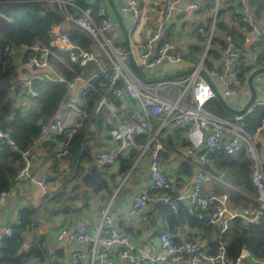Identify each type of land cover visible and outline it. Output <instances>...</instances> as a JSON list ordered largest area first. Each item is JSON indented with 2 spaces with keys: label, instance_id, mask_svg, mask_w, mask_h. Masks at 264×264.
<instances>
[{
  "label": "built area",
  "instance_id": "obj_1",
  "mask_svg": "<svg viewBox=\"0 0 264 264\" xmlns=\"http://www.w3.org/2000/svg\"><path fill=\"white\" fill-rule=\"evenodd\" d=\"M58 5L57 11L62 20L49 30L50 42L45 44L40 40L30 47L21 50L26 54L20 68L33 71L17 77L12 84V89H20L31 101H35L45 93V86L51 83H65L67 90H75L76 96H67L63 106L73 114V121L65 125L62 120H53L41 125V138L53 139L54 134H60L63 142L55 153L57 159L66 157L69 153V140L78 127L83 125L88 118L82 104L85 95L90 90L96 89V80L102 78L103 86L99 98L92 108L93 115H99L107 110V124L109 134L118 148L113 150H99L95 154L97 163L113 164L117 161L122 151L128 144L133 143L136 137H145L143 150L148 149L151 158L148 163V183L143 186L133 197L130 213L136 216L142 209L151 204L158 193L163 195V200L168 201L172 193L176 192V181L170 178L161 167L159 151L163 143L158 138V133L166 124L171 123L176 131H183L188 141L185 155L194 163L196 179L191 189L179 195L175 200L167 202L174 209H178V200L188 202L189 208L203 224L204 228L219 225L221 233L228 229L230 221L238 219L244 226L257 224L264 215V141L247 132L244 127L246 115L256 106H264V99L255 97L247 110L240 115H235L233 120L217 116L204 107V103L215 96L212 84L205 80L200 71L203 70L202 62L192 67V71L184 78L176 81L180 87L175 97L161 94L159 89L163 82L155 84L143 83L138 77L131 74V51L115 45L114 40L119 36V23L110 15H103L96 19L93 15V6L78 5L76 0H50ZM92 2V0H81ZM94 1V0H93ZM246 0H239L242 5ZM129 8L133 11L131 28H135L141 18L140 5L137 0H127ZM239 3L234 8V13L241 14V19L246 23L240 27L243 32H248L246 11ZM98 5L101 13L104 6L100 0ZM187 8L198 9L199 4L192 3ZM127 10V8L125 7ZM172 3L164 5L158 25L145 41H137L136 46L141 49L138 66L143 70H150L163 62L171 64L184 63V55L175 48L172 41L164 36L165 24L171 17ZM99 12V11H98ZM1 14V13H0ZM2 15V14H1ZM4 16V15H2ZM216 17L214 9L213 19ZM214 26V22H213ZM76 30L88 38L91 48L85 49L71 40V31ZM213 30V29H212ZM109 33V35H108ZM212 34V32H211ZM211 36V35H210ZM258 38L253 45H259L264 37V29L257 33ZM227 49L221 60L220 72H208L217 76L223 86V98L233 109L240 110V79L236 64L241 58L242 51L237 48L226 36ZM249 42L245 39L244 44ZM210 38L206 46L208 50ZM89 64L96 66V71L90 75L76 72L77 67H86ZM66 67L74 72V76L67 80L61 68ZM204 71V70H203ZM205 72V71H204ZM207 74V73H206ZM118 81H122L121 86ZM42 85V89L37 86ZM134 101L129 104L126 101ZM158 119V130L153 127V120ZM264 121V120H263ZM0 140L13 144L8 131L0 129ZM260 145V147L258 146ZM234 154L243 151L252 165L250 181L256 190L252 195L243 187L228 183L222 175L212 174L207 165L213 160L216 152ZM23 166L15 176V182L29 176L31 165L30 152L22 153ZM211 177L216 184L225 188L221 194H204L203 187L207 177ZM40 189L39 197L44 199L51 196V191L46 178L35 181ZM243 195L250 204L248 206L235 205L231 195ZM7 191H0V205L4 201ZM108 207L100 211L97 225L94 228L82 227L70 231L64 227L57 232L58 240H66L73 244L88 243L90 253L74 252L73 262L82 258L98 259L100 264H110L112 245H122L123 250L119 256L131 264H162L163 262H179L187 260V264H264V258H257L248 250L243 249L233 261H228L221 244L219 252L215 255L207 254L200 246L199 237L188 232L184 235L181 244L175 242V234L170 229H163L155 241L146 244H136L118 228L112 225V217ZM12 233L10 227L5 229L4 236ZM2 236V235H1Z\"/></svg>",
  "mask_w": 264,
  "mask_h": 264
},
{
  "label": "crops",
  "instance_id": "obj_2",
  "mask_svg": "<svg viewBox=\"0 0 264 264\" xmlns=\"http://www.w3.org/2000/svg\"><path fill=\"white\" fill-rule=\"evenodd\" d=\"M123 1L113 0L122 21L126 17ZM137 1L140 5L141 18L135 28L130 27L128 29L127 36L123 32L109 0H100L104 6V11L102 13L100 9L98 11L101 15H110L118 21L119 36L114 40V43L131 51V64L129 65L131 74L146 84L163 82L159 92L162 95L167 93L171 97H175L180 89L176 81L184 79L190 73L188 70L200 61L209 38H211L213 25L204 41L199 38L204 35L202 29L206 26L211 14L204 8L205 0ZM167 2L172 3L173 11L164 26L163 34L173 42L176 49L183 53L185 61L182 64L163 62L154 66L147 73L138 66L141 49L136 46V43L137 41H145L149 37L158 25L164 5ZM192 3L199 4V8H187V5ZM217 3L218 1H216ZM243 7L248 22V32L243 33L249 42L242 45L246 50L247 46L253 45L258 38L257 33L264 29V6L256 4L250 6L249 0H246L241 8ZM226 21L229 25H233L230 16L226 17ZM193 46H203L202 54L195 56L192 50ZM198 57L199 61L196 63H193L192 59L190 60V58ZM220 63L221 60L214 61V65L217 67H220ZM259 67H264V65L258 63L254 69ZM22 72L23 75L33 73L29 69L20 68L19 75ZM206 75L215 91L223 98V86L219 83L217 76L209 73ZM247 77L239 88L241 109L250 98ZM253 83L256 98L264 99V72L257 74ZM15 90V102L23 106L22 110L26 118L31 117L38 110L44 95L35 101H31L22 90L18 88ZM67 96H76L79 100L74 89L68 91ZM126 102L133 104L134 108L137 106L134 105V101L127 100ZM79 103L82 104L81 101ZM230 114L220 117L233 120L235 114ZM107 116V110L104 109L100 116H97L96 122L88 120L82 141L85 149L83 155L80 152L76 157L69 154L62 159H57L55 153L60 149L63 142V137L60 134H54L53 139L42 137L35 142L34 147L29 151L31 157L29 176L15 182L12 188L7 191V195L0 205V255L5 229L8 227L12 229L13 226L19 224L22 213L29 211L31 212L29 222L20 232L22 242L18 254H25L22 264H100L98 259L92 261L90 258H82L73 262L72 254L74 252L90 253V245L58 240L56 235L62 227L70 231L82 227L94 228L97 225L100 211L105 207L109 209L112 225L136 244L155 241L160 232L167 228L174 232L177 244L183 242L185 234L193 232L199 237L200 246L207 254H217L214 252L216 251V236L208 228H204L201 221L185 219L176 225L174 223V227H170L167 211L172 209L177 214L178 209L174 210L167 202L161 204L157 214L154 203L163 199V195L160 193L157 194L156 199L151 204L142 209L136 216L131 215L130 208L134 195L149 181L148 162L151 153L148 149L143 150L142 148L146 138L144 140V137H136L133 143L128 144L120 151L119 159L115 163L100 166L95 160L96 152L99 150L115 151L118 148L117 143H114L110 137ZM55 118L62 120L65 125L70 124L74 119L73 114L63 104H61ZM152 123L154 129L158 130L160 121L154 119ZM252 135L259 142L264 141V121ZM158 138L162 141V150L165 152L160 155L161 167L170 178L176 181V191L182 195L191 189L193 183L190 184V181L197 171L194 163L192 164L193 168L187 165L191 160L185 155L184 149L188 145L185 133L174 130L172 124L169 123L159 131ZM258 146L260 147V145ZM127 159L132 160L131 165L129 168L123 169L122 166ZM210 173L215 174L212 171ZM42 178H46L51 191V196L44 199H40V189L35 183L36 180ZM103 183L105 185H101ZM215 184L216 182L210 176L207 177L203 187L204 194H211ZM188 185L189 188L186 191ZM182 201L189 208L188 202ZM190 211L192 210L190 209ZM123 249L122 245L111 246L110 264H131L119 256ZM31 250L32 254H29ZM187 263V260H181L175 263L166 261L162 264Z\"/></svg>",
  "mask_w": 264,
  "mask_h": 264
},
{
  "label": "trees",
  "instance_id": "obj_3",
  "mask_svg": "<svg viewBox=\"0 0 264 264\" xmlns=\"http://www.w3.org/2000/svg\"><path fill=\"white\" fill-rule=\"evenodd\" d=\"M216 1H218L217 4ZM76 2L78 5L84 6L81 0H76ZM238 3L239 0H205L204 8L211 15L206 26L202 29L204 35L199 38L201 41L205 40L214 22L210 45L202 63L203 70L208 74L210 71L218 73L221 71L219 66L214 65V61L223 59L227 49L226 36L230 37L234 45L242 50L241 58L236 64L240 84H242L249 72L258 63L264 65V37L261 38L259 45H250L244 50L242 45L245 36L240 27L246 25V23L241 19V14L234 13V8ZM254 4L264 6V0H249L250 6ZM239 5H242V3H239ZM57 8V3L50 0H0V13L4 15L0 14V125L3 124L2 130L8 131L13 141L11 145L5 140H0V191H9L12 188L15 183V176L24 164L22 153L29 152L34 147L35 142L41 138V125L56 117L68 93L65 83L47 84L38 110L29 118L24 116L23 106L17 104L15 99L10 96L12 92L16 94V90L12 89V84L19 76L20 64L26 57V54L22 53L21 50L24 47H30L35 40L49 44L50 28L62 20ZM215 8L216 17L214 20ZM93 9L95 10L94 17L96 19L102 18L103 15L98 12L97 6H93ZM228 16L231 17L233 25H229L226 21ZM71 40L82 48H91L90 40L76 30L71 31ZM192 50L195 56H199L203 52V46H193ZM193 58H190L193 63L199 61V57ZM59 67L67 80L74 76L75 73L69 71L66 67L60 65ZM74 68L76 72L83 75H90L97 69L93 64L86 67L74 65ZM102 84L103 79H97L96 89L90 90L84 97L82 106L85 108L88 118L70 138L68 155L76 157L80 152L82 155L85 153L82 141L86 133L88 120L96 122L97 116H100V114L93 115L92 108L99 98L98 90L102 88ZM121 84L122 81H118V85L121 86ZM37 88L42 89L43 87L38 85ZM204 107L217 116L231 115L223 108L216 96L208 99L204 103ZM263 120L264 106H256L246 115L244 127L247 132L252 134L262 125ZM212 158L211 163L207 165L208 170L217 175H222L228 183L241 186L252 195L256 194V190L250 181L252 165L243 151L234 154H227L222 151L216 152L212 155ZM131 162V159H127L122 168H129ZM187 165L193 166L190 162ZM215 185L213 194L218 195L225 191L223 186ZM231 201L241 206L250 204V201L240 194L231 195ZM177 205V214L172 209L167 211L170 227H174L185 219L198 220L195 213L190 211L182 200H179ZM30 215L31 212L29 211L23 212L20 223L13 226L12 233L3 238L0 264L23 263L25 254H18L22 242L20 232L25 224L29 222ZM208 229L216 236V251L214 252L218 253L222 244L228 261L235 260L243 249L248 250L257 258H264V215L260 217L257 224L249 226H244L238 219H233L230 221L228 229L222 233L220 226L217 224L208 227ZM29 254H32V250Z\"/></svg>",
  "mask_w": 264,
  "mask_h": 264
},
{
  "label": "water",
  "instance_id": "obj_4",
  "mask_svg": "<svg viewBox=\"0 0 264 264\" xmlns=\"http://www.w3.org/2000/svg\"><path fill=\"white\" fill-rule=\"evenodd\" d=\"M98 0H94L92 2H84L85 5L87 6H94L96 3H97ZM112 7H113V11L115 13V16L118 18L119 20V23H120V26L124 32V34L127 36L128 34V29L131 27V24H132V20H133V11L129 8V5L127 3V1H123V5L127 8L126 10V13H125V19H121L120 15H119V12L117 11L114 3H113V0H109ZM206 53H207V50L205 49L201 59H200V62L203 61V59L205 58L206 56ZM192 71V68L188 70V72H191ZM264 72V67H259V68H256L254 69L253 71H251V73L248 75L247 77V84H248V87H249V91H250V98L249 100L247 101V103L244 105V107L240 110H236V109H233L232 107H230L226 102L225 100L215 91V96L217 97V99L219 100V102L221 103V105L224 107L225 110H227L228 112L232 113V114H235V115H240V114H243L247 108L252 104V102L254 101L255 97H256V91H255V88H254V83H253V79L254 77L259 74V73H262ZM200 74L202 75V77L205 79V80H208V77L206 75V73L201 70L200 71ZM11 98H15L14 96V93L12 92L10 94ZM3 128V124L0 125V129ZM165 152L161 149L159 151V155H163ZM150 161V160H149ZM149 163V162H148ZM101 166V164H100ZM196 179V175H194L190 181V184H192ZM189 188V185L186 189V191L188 190ZM185 191V192H186ZM179 196V193L176 191L174 193L171 194V196L169 197L168 201L167 202H171L173 200H175L177 197ZM165 202L163 199H160L158 201H156L154 203V207L157 209V214L159 213V209H160V206L161 204Z\"/></svg>",
  "mask_w": 264,
  "mask_h": 264
},
{
  "label": "rangeland",
  "instance_id": "obj_5",
  "mask_svg": "<svg viewBox=\"0 0 264 264\" xmlns=\"http://www.w3.org/2000/svg\"><path fill=\"white\" fill-rule=\"evenodd\" d=\"M96 6H98V5H96ZM98 8V7H97Z\"/></svg>",
  "mask_w": 264,
  "mask_h": 264
}]
</instances>
